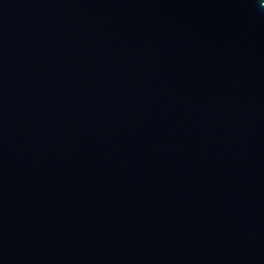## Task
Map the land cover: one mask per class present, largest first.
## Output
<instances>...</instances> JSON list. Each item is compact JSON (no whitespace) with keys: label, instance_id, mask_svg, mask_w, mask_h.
<instances>
[{"label":"water","instance_id":"water-1","mask_svg":"<svg viewBox=\"0 0 264 264\" xmlns=\"http://www.w3.org/2000/svg\"><path fill=\"white\" fill-rule=\"evenodd\" d=\"M0 264H264V0H0Z\"/></svg>","mask_w":264,"mask_h":264}]
</instances>
